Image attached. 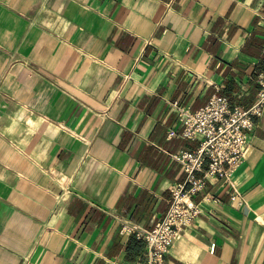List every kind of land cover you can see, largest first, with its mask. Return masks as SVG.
<instances>
[{
	"label": "crops",
	"instance_id": "1",
	"mask_svg": "<svg viewBox=\"0 0 264 264\" xmlns=\"http://www.w3.org/2000/svg\"><path fill=\"white\" fill-rule=\"evenodd\" d=\"M264 0H0V264H135L187 178L180 108L251 105ZM162 264H264V113Z\"/></svg>",
	"mask_w": 264,
	"mask_h": 264
},
{
	"label": "built area",
	"instance_id": "2",
	"mask_svg": "<svg viewBox=\"0 0 264 264\" xmlns=\"http://www.w3.org/2000/svg\"><path fill=\"white\" fill-rule=\"evenodd\" d=\"M259 91L254 102L246 108L230 102L221 95H212L208 101L192 111L180 108L178 119L182 135L199 142L194 151L181 150L174 158L181 163L187 178L171 186V200L164 216L153 227L138 233L145 242V252L135 264H162L173 242L181 234L187 221L198 215L199 203L194 195L206 182L194 173L208 162L206 175L225 180L247 157L248 132L254 116L264 113V72L258 78Z\"/></svg>",
	"mask_w": 264,
	"mask_h": 264
}]
</instances>
